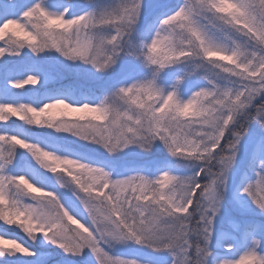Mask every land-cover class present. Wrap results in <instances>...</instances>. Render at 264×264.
I'll list each match as a JSON object with an SVG mask.
<instances>
[{
  "label": "snow or ice",
  "instance_id": "obj_1",
  "mask_svg": "<svg viewBox=\"0 0 264 264\" xmlns=\"http://www.w3.org/2000/svg\"><path fill=\"white\" fill-rule=\"evenodd\" d=\"M0 264H264V0H0Z\"/></svg>",
  "mask_w": 264,
  "mask_h": 264
}]
</instances>
